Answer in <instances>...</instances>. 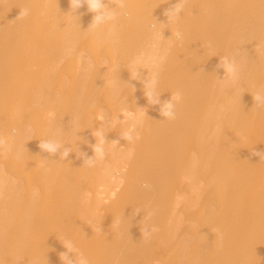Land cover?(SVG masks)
I'll return each mask as SVG.
<instances>
[{"label":"bare ground","instance_id":"bare-ground-1","mask_svg":"<svg viewBox=\"0 0 264 264\" xmlns=\"http://www.w3.org/2000/svg\"><path fill=\"white\" fill-rule=\"evenodd\" d=\"M174 3L127 0L131 19L86 31L93 14L73 18L69 0H0V264H63L65 238L89 264H264V0H187L160 24ZM225 55L237 80H219ZM136 67L158 72L162 103L181 93L174 120ZM99 127L119 145L88 167Z\"/></svg>","mask_w":264,"mask_h":264},{"label":"clouds","instance_id":"clouds-1","mask_svg":"<svg viewBox=\"0 0 264 264\" xmlns=\"http://www.w3.org/2000/svg\"><path fill=\"white\" fill-rule=\"evenodd\" d=\"M187 0H176L171 7L165 10L164 16L167 18L166 23L160 24H168L169 22H175L180 19L182 12L184 11L185 4ZM70 4V12L73 18H79L77 15L80 9L86 8L87 13L93 14L92 21L88 27V30H96L101 28L104 25H113L114 22L119 18L123 17L125 19H131V13L127 10V0H69ZM30 14V10L28 8H23L20 10L17 19H24L28 17ZM156 25H159L156 23ZM156 25H150V28L154 29ZM80 27V24H79ZM112 29H110L111 31ZM175 37L177 41H182L183 34L179 29L171 33V38ZM161 37L163 35L161 33ZM169 38V39H171ZM164 39V38H163ZM218 68L223 69L224 76L222 79H219L221 82L224 81L225 77L231 80H237L239 78V66L234 55H225L220 57V63L217 65ZM142 70L139 67H136L130 73V79L140 81L143 84L144 88V96L146 97L149 105H161L160 107V115L164 117V120H174L176 118V104L180 102L182 99V95L179 91L172 93L171 98L167 101L161 102L160 96L161 94L158 92V83H159V74L156 71H152L149 73L147 71V75H142ZM128 87L135 90L134 84L124 83ZM253 100L255 102V107L260 108L264 106V93L261 91H257L253 94ZM101 121L107 123V118L105 115L101 114L99 116ZM119 123L124 124V121H119ZM27 131H31L30 126L27 128ZM16 134V131L13 130V135ZM93 135L96 137V144L92 146L93 155L88 157L86 153H80L81 158L84 159V164L88 167H95L98 160H103L106 156V145L115 144L119 145V140L127 141L129 143L134 142L135 138L139 137V132L136 131L134 125H129L124 128L119 136V140L108 143L106 141V135L104 134L101 127H99ZM6 143V139L3 136H0V146H3ZM39 148L42 152H46L49 156H55L57 152H59L62 148L63 151L60 153V159L65 160L69 153L72 151L70 148H64V146L57 139H43L40 140ZM254 156L260 157V160L264 159V152L253 151ZM48 158H44L42 160H47ZM144 188H149L148 184L142 185ZM139 212V210H137ZM154 215V212H149L144 220H149L151 216ZM158 231V228L155 226H149L145 224L141 228L142 236L147 239L152 233ZM64 248L67 250L64 253L60 254V259L63 264H89L88 258L80 251L79 248L76 247L74 242L71 239H63L62 240ZM69 253L74 254L72 258H70Z\"/></svg>","mask_w":264,"mask_h":264}]
</instances>
